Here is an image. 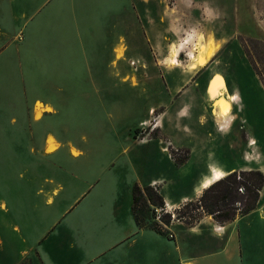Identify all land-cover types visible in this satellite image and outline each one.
Returning a JSON list of instances; mask_svg holds the SVG:
<instances>
[{
  "label": "crops",
  "instance_id": "1",
  "mask_svg": "<svg viewBox=\"0 0 264 264\" xmlns=\"http://www.w3.org/2000/svg\"><path fill=\"white\" fill-rule=\"evenodd\" d=\"M58 2L12 4V17L19 24L23 11H34L33 18L24 20L30 32L43 19L58 24L57 31L43 32V42L29 38L28 47L39 44L43 49L42 54H37V49L34 62H24L20 56L18 61L10 45L0 51V97L5 103L10 100L14 111L11 126L17 135L26 123L28 140L25 149L15 148L19 138L15 143L5 136L0 141V168H17L6 175L0 170V183L11 184L10 191L0 189V209L6 215L0 219V247L7 256L20 239L27 240L26 234L22 235L23 226L27 235L37 236L36 243L23 251L35 252L42 264H264V183L256 207L249 212H238L226 223L206 214L188 223L176 239L165 240L163 233L145 221H137L134 186H140V171L144 169H137L135 177L129 179L125 174L127 167L144 162H158L159 169L166 164L158 156L141 155L145 150L159 149L158 142L148 141L155 140L160 127L155 125L156 112L166 104L178 114V124H187V130L174 129L173 143L193 149L202 141L205 148H210L208 137L196 130L194 114H179L186 104L194 108L196 102L194 87L188 82L190 75L163 67L155 56L167 53L192 29V23L186 22L188 15L204 18L206 8H218L220 15H227L229 0H71L73 31H65L67 11L62 7L55 10ZM122 43L124 56L117 58V46ZM133 70L137 72L136 85L125 81ZM5 75L12 76L8 84ZM222 85L229 97L238 95L226 83ZM206 95L212 108L211 84ZM237 97L231 101L228 118ZM38 104L42 107L40 118L35 117ZM212 111L216 115L217 107ZM146 127L150 135L147 133L143 140L139 130ZM248 146H255V138ZM25 150L29 153L27 161L20 155ZM224 157L222 164L210 162L209 170L196 180L193 190L176 187L172 176H165L164 181L160 174L151 173L148 180L159 186L160 195L170 207H179L199 196V190H205V184L217 175L255 169V164L249 168L225 167L228 161ZM244 159L255 161L251 151H246ZM21 167L26 169L20 171ZM105 181L108 186L102 185ZM105 187L109 198L103 196ZM19 196L26 204L22 219L14 215L19 211L17 205L11 209L8 203ZM77 211L82 216L93 214L90 226L97 241L91 255L84 241L75 246L65 240L75 224L73 219L65 223V217ZM10 260L8 263L13 264Z\"/></svg>",
  "mask_w": 264,
  "mask_h": 264
},
{
  "label": "rangeland",
  "instance_id": "2",
  "mask_svg": "<svg viewBox=\"0 0 264 264\" xmlns=\"http://www.w3.org/2000/svg\"><path fill=\"white\" fill-rule=\"evenodd\" d=\"M34 1L35 0H0V28L5 30L3 31L0 29V51L7 45H10L9 50L14 52L18 61L20 56L22 60L27 63L33 61L37 49V54L43 50L42 47H39V44L35 46L37 48L28 47L27 43L29 38L43 42V32H55L57 31L55 26L58 25L55 23L52 24L50 19H43L39 22L40 24L30 32L27 29L28 24L24 20L33 18L31 17L34 13L33 10H28V12L23 11V22L20 24L16 22L12 17V4L18 2L19 4L24 3L26 5L27 2L33 3ZM39 1L43 2L45 0ZM70 2L71 0H59V4H57L55 8V10H60L59 8L62 7L67 11L65 14V24H63L65 31H73L72 25L75 20L72 13L69 14ZM229 4L227 15H220L218 8L215 9L216 11L206 8L207 16L205 15L204 18H196L198 15L195 13L188 15L186 22L192 23V29L184 37L178 38L175 43L168 48L167 53L155 56L156 59L159 58V62L163 67L169 68L170 70L178 69L183 74L187 72L190 75L188 77V82L194 87L196 102L194 108L191 107L192 105L189 106L186 104L185 107L180 110L179 114L184 117L194 114L196 130L200 132V134L207 136L211 145L210 148H205V145L201 141L199 143L197 142L193 149H189L186 146L177 145V142L173 143L171 134L174 129H179L180 131H182V129L187 130V124L185 127L178 124V117H176L178 114L171 112L169 104L164 105L156 112L155 120H157V122L155 125H159L160 127L154 134L155 140L148 141L150 143L158 142L159 149H148L141 152V155L146 158L158 156V158L164 160L166 164L159 169L158 162H144L137 166L127 167L125 170V174L129 179L131 176L135 177L137 169H144L140 171L143 180L139 183V187L143 190L146 186H150L154 191L159 190V186L156 183L148 180V176L151 173L160 174V177L163 178L164 181H167L165 176H172L171 180L176 187L178 186L184 190H193L196 180L201 178L209 170L210 162L217 161L222 164L221 162L224 156L225 161H228V164L223 165L225 167L229 166L233 168L239 167L240 165L244 168H249L251 164H255V169L251 170H259L264 174V0H229ZM48 11H50V9ZM197 19H201V21L198 22L199 20ZM182 32L183 29L178 32L177 35L180 36ZM201 38L206 43L211 40V42L218 44L219 49L209 60L207 65L196 73H189V51L192 49H196L194 51H199L198 46ZM123 39L124 38H121L120 41ZM180 42H183V44L188 42V45L184 44L185 53L181 54L180 64L177 65L171 61V58L173 56V49L179 45ZM123 43L122 46H117V58L124 56ZM42 53L43 52H41V54ZM63 53L64 56L67 57L66 50H63ZM143 63L145 62L141 64ZM133 71L125 81H131L136 85L137 72ZM15 76L16 75H14V77ZM4 77L8 78L6 80L7 84L10 83L9 79H11L12 76H10L11 78H9V75H5ZM222 82L227 84L228 89H230L232 93H238L239 95L237 102L234 104L233 114L231 118H227V120L226 118L217 117V113L215 115L212 111L217 107L221 95H225L227 98H230L231 101L233 100L224 90L225 86H220ZM210 84L212 85V108H210L208 104L206 95V90ZM8 90L10 91V88H8ZM3 99L4 98L1 96L0 141H2L4 136L9 142L12 140L14 143L16 139L19 138L20 143L16 145L15 148L25 149L28 144L27 135L25 133L27 125L26 123H22L21 127H23L24 130H22L21 134L17 135V131H14V127L11 126V116L14 114L12 105L10 100L5 103ZM256 100H260L261 102L259 104L256 102V104ZM225 120V127L222 128V124L225 123ZM180 123L182 124V118H180ZM253 124H255V127ZM5 127L7 128L2 131ZM139 133L142 139L145 140L147 133L148 136L150 135L149 127L140 129ZM252 138H255V146L249 148L248 143ZM22 151L20 154L21 158H25L27 161L29 153L25 150V156L22 157V154L24 155ZM246 151L252 152L255 161L251 163L246 162L244 159ZM40 159V157L36 158L38 163L41 162ZM182 165L185 166L182 167ZM1 169L6 175L17 168L5 166L0 168V170ZM18 169L22 171L26 169V167ZM37 169L43 170L42 167H38ZM177 169L179 170L177 171ZM173 170H175V173L172 174ZM10 185L11 184L8 183L4 185L0 183V189L4 190V187H6V190L10 191ZM102 185L108 186L109 182L105 181ZM105 188L106 192L103 196L109 198L107 187ZM134 189L137 191L136 185ZM202 193L199 196L196 195L193 201H197ZM97 194L98 190L95 191L94 196H97ZM237 194L239 196L238 201H233L229 205L232 211L236 209V213L241 212V209L245 207L247 198V193L244 194L238 190ZM5 198L8 199L6 196ZM90 200L91 199H89V201ZM190 202L191 201H188L179 207H172V210L175 211L177 216L174 221H172L171 216L168 218V215H170L169 213H164L162 215V220H164V222L169 219V221L166 222L168 223L166 228L162 227L160 222L155 218L156 214L151 206L139 208L138 215L150 227L159 228L166 237L165 240H173L176 239V234H180L182 230L187 227L188 223L195 222L203 215H206V213L195 208V205H191ZM8 203L11 209L14 208L13 204L17 205L19 208L18 212L16 210L14 211V215H19L21 219L25 218L26 204L20 196L14 202L10 199ZM4 204L6 208V201ZM86 204H88V201ZM88 207H90V205H88ZM5 208L2 209L5 210ZM81 208H83V206H81ZM71 214L65 217L66 219L64 222L67 223L69 220L73 219L75 224L65 240L69 242L73 241L75 246L82 245L84 241V244L88 247V255L93 254L97 241L96 234L90 226V224H92L91 219L93 214L82 216L80 211ZM10 216L12 217V222H15L16 219L13 218L11 214ZM4 217H6V215L0 209V219ZM87 228L88 230H85ZM162 228H164L165 231ZM22 229V235L24 233L26 234L27 240H25V242L27 241V244L20 239L18 244L14 245L13 252L9 253L10 257L7 256L5 249L0 247V264H9L8 262H12V260H10L11 258L13 259V264H42L35 252L28 253L27 251H23L27 248V245L30 247L32 244L36 243L35 240L37 236L32 234L27 235L23 226ZM170 232L174 233L173 238L169 237L168 234ZM47 242L49 243L50 241ZM43 250L44 243L41 244L40 248L41 252H43Z\"/></svg>",
  "mask_w": 264,
  "mask_h": 264
},
{
  "label": "trees",
  "instance_id": "3",
  "mask_svg": "<svg viewBox=\"0 0 264 264\" xmlns=\"http://www.w3.org/2000/svg\"><path fill=\"white\" fill-rule=\"evenodd\" d=\"M263 183L264 174L259 170L235 171L213 183L204 190L197 201H191L190 203L203 213L212 215L218 222L226 223L233 220L237 214L236 209L232 211L229 205L233 201H238L237 192L239 187H245L246 192L244 194L247 193L245 207L241 209L242 213H246L256 207ZM136 188L137 191L134 189L136 217L137 221L142 223L144 220L138 215L139 208L164 207L165 201L159 191H154L150 186H146L144 190L138 185H136ZM168 218H170V215H168ZM155 229L162 233L159 228Z\"/></svg>",
  "mask_w": 264,
  "mask_h": 264
},
{
  "label": "bare ground",
  "instance_id": "4",
  "mask_svg": "<svg viewBox=\"0 0 264 264\" xmlns=\"http://www.w3.org/2000/svg\"><path fill=\"white\" fill-rule=\"evenodd\" d=\"M183 48H184V44L180 42L179 45H177L173 49V56L171 58V61H173L177 65L180 64V56H181V52H182ZM198 49H199V51H194L196 49H194V50L192 49V50L189 51V58H190V63H189V67H188V72L189 73H196L202 67H204L205 65H207L208 62H209V60L218 51L219 45L218 44H215L214 42H211V40L208 43H206L201 38L200 39V42H199ZM185 67H187V66H185ZM237 96H239V95H237ZM237 96H233L232 99L233 100L236 99ZM237 98H239V97H237ZM41 111H42V107H41V105L38 104L37 108H35V117L36 118H40L42 116ZM216 113H217V115H216L217 117H219V118L221 117L223 119L224 118L227 119L230 116V113H231V99L230 98H227L225 95H221L219 97V101H218V104H217V112ZM225 124L226 123L222 124V128L225 127L224 126ZM220 129H221V127H220ZM50 142L51 141H49V143ZM51 144H53V142H51ZM53 147H51V148H53ZM48 149H49V147H48ZM225 176L226 175H222V174L221 175H217L212 182H207L205 184V186H206L205 189L208 188L209 186H211L216 181L224 178ZM203 191L204 190H202V189L199 190V192H201V193Z\"/></svg>",
  "mask_w": 264,
  "mask_h": 264
},
{
  "label": "built area",
  "instance_id": "5",
  "mask_svg": "<svg viewBox=\"0 0 264 264\" xmlns=\"http://www.w3.org/2000/svg\"><path fill=\"white\" fill-rule=\"evenodd\" d=\"M131 63L133 65H135L136 61H131ZM239 191L241 193H245L246 192L245 187H243V186L239 187ZM153 208H154V211H155V214H156L155 218L160 222V224L164 228H166L168 226V223H166V222H164V220H162V215L164 213H169L170 216L172 217V221H174L176 219V217H177L175 211L172 210V207H170L167 202H165V206L164 207H156V206H154ZM164 228H162V229L165 231ZM169 237H171V238L174 237V234L173 233H169Z\"/></svg>",
  "mask_w": 264,
  "mask_h": 264
}]
</instances>
